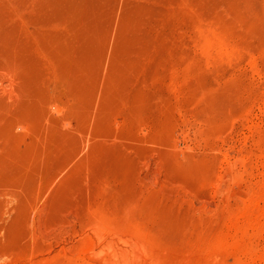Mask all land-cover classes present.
I'll return each mask as SVG.
<instances>
[{"label":"rangeland","instance_id":"374dc122","mask_svg":"<svg viewBox=\"0 0 264 264\" xmlns=\"http://www.w3.org/2000/svg\"><path fill=\"white\" fill-rule=\"evenodd\" d=\"M0 264H264V0H0Z\"/></svg>","mask_w":264,"mask_h":264}]
</instances>
